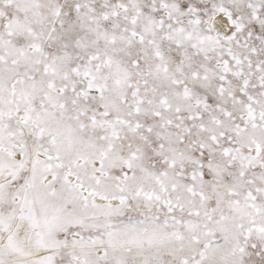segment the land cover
<instances>
[{"label":"snow or ice","instance_id":"1","mask_svg":"<svg viewBox=\"0 0 264 264\" xmlns=\"http://www.w3.org/2000/svg\"><path fill=\"white\" fill-rule=\"evenodd\" d=\"M0 264H264V0H0Z\"/></svg>","mask_w":264,"mask_h":264}]
</instances>
